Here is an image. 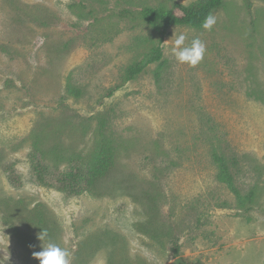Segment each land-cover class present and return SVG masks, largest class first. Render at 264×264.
I'll use <instances>...</instances> for the list:
<instances>
[{"label":"rangeland","instance_id":"rangeland-1","mask_svg":"<svg viewBox=\"0 0 264 264\" xmlns=\"http://www.w3.org/2000/svg\"><path fill=\"white\" fill-rule=\"evenodd\" d=\"M247 2L225 0L211 30L171 26L157 83L156 63L127 79L159 32L121 12L172 0H0V264H39V210L44 243L70 264H175L174 242L189 264H264V0ZM181 33L206 46L196 66L172 55ZM102 122L118 158L94 191L35 180L36 147L58 174L93 154ZM211 126L240 160L241 187H258L249 210L215 177Z\"/></svg>","mask_w":264,"mask_h":264},{"label":"trees","instance_id":"trees-1","mask_svg":"<svg viewBox=\"0 0 264 264\" xmlns=\"http://www.w3.org/2000/svg\"><path fill=\"white\" fill-rule=\"evenodd\" d=\"M225 0H196L190 4H183L172 0V6L161 4L157 7L144 6L138 12L131 9H124L121 14L123 17H138L142 21L155 27L159 32V42L151 50L146 61L132 64L127 69V79H135L137 75L144 71L149 63H156L154 77L157 83L162 81L163 75L169 67V60L165 57L164 39L168 30L174 25H187L191 27H201L203 20L223 5ZM248 7L251 8L252 2L248 0ZM67 90L72 95L79 96L81 90L72 85H68ZM255 99H260L256 91L250 92ZM104 122L101 123L100 141L93 154L87 158L79 156L74 158L65 170L52 172L53 165L46 162L44 155L36 147L35 153L31 156L32 172L35 180L43 185L55 187L69 195H76L83 192H92L99 182L104 180L115 170L117 165L118 151L113 142L106 138L104 134ZM215 126L205 132L206 150L210 161L216 170V179L233 195L235 204L242 210L252 208L258 197V187L256 184L244 190L239 184L241 165L239 158L234 154H229L227 143L223 134L216 131ZM226 143V144H225ZM38 154L40 155L37 158ZM219 207H228L230 203L225 200L217 202ZM38 224L45 230V215L41 210L38 211ZM173 249L179 256L175 264H189L181 256L180 245L176 242Z\"/></svg>","mask_w":264,"mask_h":264},{"label":"clouds","instance_id":"clouds-1","mask_svg":"<svg viewBox=\"0 0 264 264\" xmlns=\"http://www.w3.org/2000/svg\"><path fill=\"white\" fill-rule=\"evenodd\" d=\"M216 24V17L212 13L203 20L202 27L205 30H211ZM174 43L172 46V55L179 63H187L190 66H196L204 58L206 52L205 44L198 38L193 39L190 46L185 45L186 36L181 33L174 34ZM172 37V38H173ZM47 232L42 229L38 233L37 239L41 241V250L34 251L33 257L39 261V264H70V253L66 248H62L56 243H44Z\"/></svg>","mask_w":264,"mask_h":264}]
</instances>
